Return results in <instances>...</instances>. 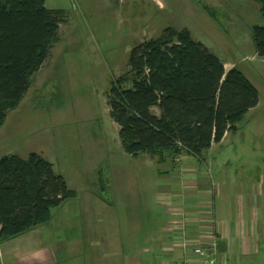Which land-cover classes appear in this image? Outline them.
I'll use <instances>...</instances> for the list:
<instances>
[{"label":"rangeland","instance_id":"obj_1","mask_svg":"<svg viewBox=\"0 0 264 264\" xmlns=\"http://www.w3.org/2000/svg\"><path fill=\"white\" fill-rule=\"evenodd\" d=\"M45 7L63 14L58 39L19 105L6 113L0 158L37 154L76 193L66 200V210H52L53 222L40 234L46 245L49 239L58 243L56 264L172 261L155 247L166 233L161 206H168L156 196L158 168L144 155L123 151L108 106L111 84L128 70L131 50L168 27L186 29L255 89L256 107L203 159L213 170L226 162L234 181L255 183L264 191V60L252 42V29L262 25L256 2L45 0ZM209 194L214 205L212 188ZM259 245L239 264H264V235ZM103 256L105 263H97Z\"/></svg>","mask_w":264,"mask_h":264},{"label":"trees","instance_id":"obj_2","mask_svg":"<svg viewBox=\"0 0 264 264\" xmlns=\"http://www.w3.org/2000/svg\"><path fill=\"white\" fill-rule=\"evenodd\" d=\"M253 1L262 25L252 29V42L264 60V0ZM62 22V12L47 9L45 0H0V127L30 88ZM257 103L255 89L239 71L225 72L223 63L186 29L171 27L131 50L128 70L112 82L108 96L123 151L159 164L183 154L202 161L213 144L238 130ZM75 197L39 155L3 156L0 243L48 224L52 210Z\"/></svg>","mask_w":264,"mask_h":264},{"label":"crops","instance_id":"obj_3","mask_svg":"<svg viewBox=\"0 0 264 264\" xmlns=\"http://www.w3.org/2000/svg\"><path fill=\"white\" fill-rule=\"evenodd\" d=\"M223 65L225 72L231 69V66ZM151 112L159 116L157 107H153ZM228 135L226 134L222 141ZM146 158H148L147 163L157 166L159 171V176L155 179L156 196L166 199L168 204L164 206L166 211L161 206L166 221L170 215L177 213L180 207L184 206L183 204L190 212H194L197 204L207 203L211 199L209 192L212 188L214 215L218 219L220 237L219 264H239L240 259L248 258L255 249L261 247L259 245L261 235H264V191L261 192L262 188H258L255 183L234 181L235 176L231 174L226 162H221L219 165L213 163L215 164L213 170L211 163L204 162V159L198 160L189 154L181 155L176 161L168 157L161 164L155 159L147 156ZM66 202L57 208L66 210ZM260 205H263L262 209ZM52 222L51 217L48 224L0 243V264H56L59 256L58 243L49 239L50 242H47L49 245H46L43 240L41 241L40 235ZM181 237L179 229H175L173 234L163 233V237L157 239L155 247L164 254L166 253L164 248H169ZM91 259L88 257L89 261ZM97 263H105V257H98ZM167 263L168 261L164 260L162 262V264Z\"/></svg>","mask_w":264,"mask_h":264},{"label":"built area","instance_id":"obj_4","mask_svg":"<svg viewBox=\"0 0 264 264\" xmlns=\"http://www.w3.org/2000/svg\"><path fill=\"white\" fill-rule=\"evenodd\" d=\"M198 205L194 212L180 207L177 213L169 216L163 230L173 234L175 229H179L182 237L164 249L165 252L174 253L168 257L172 261L169 260L167 264H219V232L213 202H207L208 209L205 205Z\"/></svg>","mask_w":264,"mask_h":264}]
</instances>
